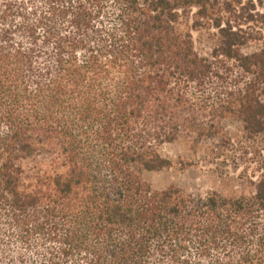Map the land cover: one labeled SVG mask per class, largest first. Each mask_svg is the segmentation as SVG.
<instances>
[{
    "label": "trees",
    "instance_id": "1",
    "mask_svg": "<svg viewBox=\"0 0 264 264\" xmlns=\"http://www.w3.org/2000/svg\"><path fill=\"white\" fill-rule=\"evenodd\" d=\"M261 3L0 0V264H264V156L240 195L140 172L264 139Z\"/></svg>",
    "mask_w": 264,
    "mask_h": 264
},
{
    "label": "rangeland",
    "instance_id": "2",
    "mask_svg": "<svg viewBox=\"0 0 264 264\" xmlns=\"http://www.w3.org/2000/svg\"><path fill=\"white\" fill-rule=\"evenodd\" d=\"M241 1L246 4L248 2V0ZM256 8L264 10V0L261 5H256ZM181 27L190 30L198 51L206 53L209 50L210 38L205 29L194 30L190 27V21L184 20ZM252 48L251 46L245 51ZM223 122L232 140L228 148L219 156L211 157L207 154L206 146L209 145L207 141L194 154L181 142L164 144L161 148L163 155L173 161L181 157L188 158L194 165L185 170H178L175 167L159 171L141 170L142 177L155 189H163L175 184L192 195H204L211 190L228 196L249 192L252 187L246 176L262 164L264 139L248 138L242 130L241 122L237 119L227 118Z\"/></svg>",
    "mask_w": 264,
    "mask_h": 264
}]
</instances>
